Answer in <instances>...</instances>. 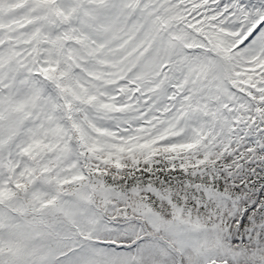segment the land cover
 <instances>
[{
  "label": "snow or ice",
  "instance_id": "obj_1",
  "mask_svg": "<svg viewBox=\"0 0 264 264\" xmlns=\"http://www.w3.org/2000/svg\"><path fill=\"white\" fill-rule=\"evenodd\" d=\"M0 264H264V0H0Z\"/></svg>",
  "mask_w": 264,
  "mask_h": 264
}]
</instances>
